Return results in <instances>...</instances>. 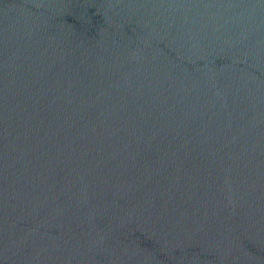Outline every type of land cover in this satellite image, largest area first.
I'll return each instance as SVG.
<instances>
[{
    "label": "water",
    "instance_id": "water-1",
    "mask_svg": "<svg viewBox=\"0 0 264 264\" xmlns=\"http://www.w3.org/2000/svg\"><path fill=\"white\" fill-rule=\"evenodd\" d=\"M0 264H264V0H0Z\"/></svg>",
    "mask_w": 264,
    "mask_h": 264
}]
</instances>
